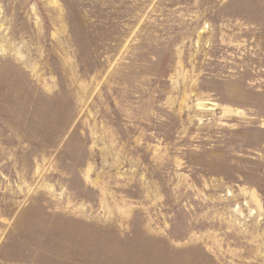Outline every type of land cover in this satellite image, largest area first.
Masks as SVG:
<instances>
[{"label": "rangeland", "instance_id": "obj_1", "mask_svg": "<svg viewBox=\"0 0 264 264\" xmlns=\"http://www.w3.org/2000/svg\"><path fill=\"white\" fill-rule=\"evenodd\" d=\"M0 264H264V0H0Z\"/></svg>", "mask_w": 264, "mask_h": 264}]
</instances>
